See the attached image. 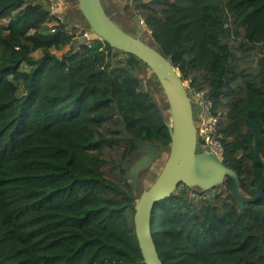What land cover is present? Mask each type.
I'll use <instances>...</instances> for the list:
<instances>
[{
    "label": "trees",
    "instance_id": "16d2710c",
    "mask_svg": "<svg viewBox=\"0 0 264 264\" xmlns=\"http://www.w3.org/2000/svg\"><path fill=\"white\" fill-rule=\"evenodd\" d=\"M41 1L0 0V264H143L135 193L107 178L104 154L132 164L137 143L169 150L167 118L117 62L125 53L97 39L74 48ZM130 1L148 45L212 100L222 162L253 197L263 168L246 117L261 120L250 117L264 163V0ZM220 188L213 203L181 190L153 207L162 264H264V186L242 209L228 176Z\"/></svg>",
    "mask_w": 264,
    "mask_h": 264
},
{
    "label": "water",
    "instance_id": "95a60500",
    "mask_svg": "<svg viewBox=\"0 0 264 264\" xmlns=\"http://www.w3.org/2000/svg\"><path fill=\"white\" fill-rule=\"evenodd\" d=\"M78 8L90 27V33L96 35L98 40L106 42L110 47L134 56L143 63L156 77L165 96L169 121L166 126L170 135V144L166 161L154 182L147 188L139 191L137 183L138 174L147 170L165 149L150 144L137 143L140 158L134 163L131 173L126 174L127 179H133L132 189L138 195L133 215L134 233L140 249L143 264H162L151 234V213L153 207L168 198L179 185L188 188H198L205 192L221 184L228 176L233 184L232 197L240 209L245 204L254 202L262 193L264 186V163L258 152L257 134L250 117H254L260 126L261 120L254 113H248L246 120L253 134V153L256 162L262 166L263 173L253 197L244 196L239 189L237 174L226 167L222 161L206 147L203 152H197L196 128L193 120L191 98L188 96L180 73L173 68L156 48L133 37L118 26L105 14L100 0H76ZM137 33L143 30L142 20L138 15L133 16ZM80 40H86L84 35ZM136 77V74H134ZM137 181V183L135 182Z\"/></svg>",
    "mask_w": 264,
    "mask_h": 264
},
{
    "label": "rangeland",
    "instance_id": "374dc122",
    "mask_svg": "<svg viewBox=\"0 0 264 264\" xmlns=\"http://www.w3.org/2000/svg\"><path fill=\"white\" fill-rule=\"evenodd\" d=\"M58 1L59 3L62 4L61 9L63 7L64 8L62 9V11H59L56 14L57 15L56 17L65 24L66 28L69 31H71L72 33H74V35H76V42L74 43V48H77L78 44L82 42V40L80 39L84 35H86V40L83 42L88 43L90 40H94V39L98 40L96 35L90 33V27L85 21L84 17L82 16L76 0H58ZM100 1L105 11V14L110 18V20L116 26H118L125 33L133 37H137L142 42L146 44H152L150 32L147 30L144 24H143V30L140 33H137L135 22L132 19L133 16L136 15V12L132 8L130 0H100ZM41 6L44 9H47V5L44 3L43 0L41 1ZM40 56H41L40 52H36L33 54V57L35 58H39ZM116 59L117 62L127 65V68L130 69V71L133 73V76L134 74H136V78H139L141 80L140 89L144 90L145 88L151 93L153 99L162 109L165 117L167 118V121H169V109L165 96L162 92L161 87L159 86L156 77L150 71V69L136 60L130 61L125 54H118ZM112 62L115 64L114 61ZM20 70L25 72L29 71V66L22 65ZM184 86L186 88L188 96L191 98L194 123H197V120L199 119V115H200L199 104L197 103L198 101L195 99V95L197 92L190 89V85L188 81L184 82ZM22 87L23 84L20 83L18 95L23 93ZM202 150H203L202 147L198 143L197 152H203ZM167 154H168V150L167 151L165 150V153L159 158H157V160L147 170L138 174L139 182L138 183L137 181L135 182L137 183L140 192L144 189H147L157 178L158 174L160 173L166 161ZM104 159L108 161V164L105 166V174L107 178L115 183H118L119 185L128 184L132 187L134 180L127 179L126 174L131 173L132 166L136 161L132 162L130 160L132 164L131 163L129 164L126 160L120 158L119 153L111 149L105 150ZM193 189H195V187ZM221 189L222 188H220V184H218L205 192L200 191L201 193H199V195L202 198H204L205 201L209 203H213L214 197L221 192ZM177 191L179 190L176 189L174 193H176ZM134 199L135 201H137L138 195H135ZM263 214H264V210H263Z\"/></svg>",
    "mask_w": 264,
    "mask_h": 264
},
{
    "label": "built area",
    "instance_id": "2783aa9c",
    "mask_svg": "<svg viewBox=\"0 0 264 264\" xmlns=\"http://www.w3.org/2000/svg\"><path fill=\"white\" fill-rule=\"evenodd\" d=\"M47 5V11L51 16H57L60 7L62 6L58 0H43ZM195 99L198 101L200 115L197 123H195L197 145L198 143L202 147V151L206 147L210 149V152L214 154L218 160L222 161L223 149L219 141V135L217 134V119L211 113L213 102L210 100L204 91L197 92ZM177 190H185L186 196L194 202L205 200L192 188H188L184 185H179Z\"/></svg>",
    "mask_w": 264,
    "mask_h": 264
},
{
    "label": "crops",
    "instance_id": "0c3cea01",
    "mask_svg": "<svg viewBox=\"0 0 264 264\" xmlns=\"http://www.w3.org/2000/svg\"><path fill=\"white\" fill-rule=\"evenodd\" d=\"M58 2H59V1H58ZM63 5H64V4H63ZM61 7H62V6H61ZM61 7H60V9H61ZM63 8H64V7H63ZM63 8H62V9H63ZM60 9H59V11H62V9H61V10H60Z\"/></svg>",
    "mask_w": 264,
    "mask_h": 264
}]
</instances>
